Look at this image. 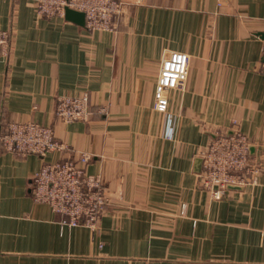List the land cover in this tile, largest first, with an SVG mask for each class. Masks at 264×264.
<instances>
[{"label": "crops", "instance_id": "crops-1", "mask_svg": "<svg viewBox=\"0 0 264 264\" xmlns=\"http://www.w3.org/2000/svg\"><path fill=\"white\" fill-rule=\"evenodd\" d=\"M115 31H88L82 13L38 14L37 0H0L12 32L0 58V128L50 124L92 154L110 196L96 235L69 227L32 197L44 161L0 147V264H264V0H123ZM190 56L185 90L154 108L161 62ZM90 95L88 121L56 117L60 94ZM238 126L262 161L258 184L220 200L198 186L199 150Z\"/></svg>", "mask_w": 264, "mask_h": 264}, {"label": "built area", "instance_id": "built-area-1", "mask_svg": "<svg viewBox=\"0 0 264 264\" xmlns=\"http://www.w3.org/2000/svg\"><path fill=\"white\" fill-rule=\"evenodd\" d=\"M227 0H218L221 6ZM39 15L67 17L72 11L82 13L88 31H115L124 12L123 0H37ZM12 32L0 28V58L7 57ZM190 56L172 50L161 62L154 90V108L168 113L173 91H183L189 78ZM259 71L264 75V56ZM56 117L66 123L88 121L91 116L90 95L60 94L56 98ZM0 147L19 156L70 152L56 160L44 161L32 179V197L36 203H46L62 215L61 223L69 227L85 226L93 235L100 229L110 196L100 174L88 171L92 154L75 151L59 139L55 128L35 120H11L0 128ZM252 141L238 126L216 132L199 150L202 170L198 186L215 199H222L231 187L258 184L262 161L251 155ZM145 264H155L147 259Z\"/></svg>", "mask_w": 264, "mask_h": 264}]
</instances>
